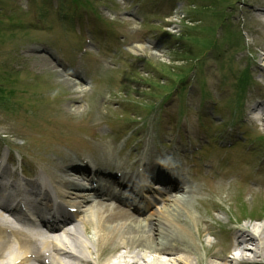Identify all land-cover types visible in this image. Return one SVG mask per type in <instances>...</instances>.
<instances>
[{
  "label": "rangeland",
  "instance_id": "rangeland-1",
  "mask_svg": "<svg viewBox=\"0 0 264 264\" xmlns=\"http://www.w3.org/2000/svg\"><path fill=\"white\" fill-rule=\"evenodd\" d=\"M51 13L63 17L64 24L75 29L76 42H73L75 34L70 35L58 21L59 17ZM263 13L264 0H28L23 7L18 5V0H0V17H4L0 19V83L7 79L5 72L17 76V84L10 83V88L17 93L23 111L21 114L0 111V136L5 135L3 143L13 148V157L6 161V149L0 145L1 167H6L8 177L26 182L18 162L25 163L27 169L36 158L53 159L61 167L64 164L60 154L71 159L75 157L73 150L76 156H83L85 161L90 158L101 166L108 163L107 153H97L102 145L112 152L111 156L119 152L123 159L130 158L133 162L134 152L137 156L165 152L158 143L153 149L154 138L170 132L171 137L167 134V139H161L162 144H167V154L175 158V150L184 151V159L180 158L177 165L168 159L166 165L159 166L166 172L170 171L168 167L182 173L184 191L192 193L187 201L171 209V222L167 224L171 230L164 233V238L154 233L155 245L167 244L172 250L166 257L156 259L184 256L192 258V264H246L236 253L228 252L234 245L236 224L256 220L264 225V186L245 187L246 182L264 180V167L258 163L264 157V126L248 114L251 108L264 104V73L260 72L264 65ZM36 15L49 16L37 21ZM9 16L13 24L18 19L28 20L29 28L21 29L20 25L6 28L11 23ZM105 25L115 41L105 35L87 38L91 27L94 31H106ZM234 35L237 39L232 43ZM115 43L121 49L119 52L111 46ZM59 44L66 45L57 49ZM71 72L77 73L83 83L73 87L64 84ZM245 72L248 83L235 102L238 91L244 88L239 86L236 90V81ZM182 80L184 84H177ZM165 94L166 102L167 98L169 101L164 106L166 111L160 115L157 111L149 112L154 104L159 106L157 99ZM207 99L219 103L212 108ZM234 108L245 121L242 126L252 151L242 157L232 153L229 160L226 155L230 152L218 153L215 148H206L205 154L201 153L203 161L199 156L195 162H189L190 153L200 151L193 143L204 140L201 135H206L204 131L208 135L210 129L212 133L217 129L223 131V125L207 127V112L214 109L228 119ZM140 117H145L143 125L137 120ZM208 118L223 117L211 111ZM135 124L132 135L140 136L138 141H127L129 134H118V129ZM175 124L180 135L184 127L188 134L176 137ZM169 126L172 128L167 130ZM85 143L89 145L88 154L83 153ZM219 154H224V159L217 172ZM211 159H216L213 168L203 163ZM111 160L114 164L124 162L114 157ZM228 164L231 168L238 164L246 169L231 170ZM221 172L227 173L221 175ZM160 178L168 184L167 176ZM159 187L166 189L164 185ZM234 197L238 204L244 201V211L237 209ZM66 202L75 205L77 201ZM169 202L166 199L159 207L168 206ZM148 213L144 211L139 219ZM94 219L93 213L87 214L82 208L77 221ZM228 219L233 226L227 224ZM180 221L181 225L177 224ZM145 225L141 223V227ZM97 235L92 228L85 235L93 249L97 247ZM176 248L184 252L174 254ZM115 255L108 253L101 262Z\"/></svg>",
  "mask_w": 264,
  "mask_h": 264
},
{
  "label": "bare ground",
  "instance_id": "bare-ground-1",
  "mask_svg": "<svg viewBox=\"0 0 264 264\" xmlns=\"http://www.w3.org/2000/svg\"><path fill=\"white\" fill-rule=\"evenodd\" d=\"M260 72L264 73L263 64ZM71 76L64 79V84L70 87L81 84L77 74L72 73ZM82 89L85 90V87ZM251 114L254 119L263 120L264 104L255 106ZM63 161L68 162V158L65 157ZM150 165L151 163H147V166ZM51 167L53 172L48 171V176L64 192L66 198L73 197L79 201L78 205H83L94 212L95 219L88 224L98 234L96 249L91 250L87 240L81 236L77 226L74 225L77 213L61 223H57L56 219L50 223L46 222L43 233H30L31 228L25 229V221L16 215L21 209L34 210L35 205L26 201L12 205L10 208L0 204V264H192V258H182L184 256L164 261L156 259V254L166 256L172 250L168 245H155L156 238L153 236L155 232L161 235L163 228L167 230V225L164 223L171 221L169 213L174 206L185 199L184 195L174 196L170 205L159 210L157 206L164 200L163 198L153 199L145 205V208L133 207L110 191L111 187H117L125 193H131L128 176L124 177L123 174L118 176L117 171L98 169L93 174L94 178L101 180L99 181L101 183L97 188H92L91 184L81 183L89 174V167H79L71 163H68L65 168H60L56 164H52ZM4 176L5 172L0 173V179ZM6 185L9 191H17L13 184L7 183ZM184 185V179L181 177L173 184L171 191H180ZM29 187L30 189L26 188L20 194H33L39 191ZM89 194L92 196L90 197ZM62 207L68 209L73 206L63 205ZM149 210H151L149 216L147 215L144 219L137 218L141 212ZM143 221L146 225L141 227ZM37 223L42 224V221L35 218L30 221L29 225L34 228L32 232ZM89 229V227L84 228V233H89ZM139 233L142 234L141 237L138 236ZM145 234L146 236L143 237ZM234 240L236 251L245 253L250 249L245 245L252 244L251 249H255V252L250 251V253L254 257L257 255L264 258L262 253L264 251V226H252L251 230L235 233ZM256 250L258 252L260 250V253ZM107 252L116 255L100 263ZM174 253L178 254L179 249L176 248Z\"/></svg>",
  "mask_w": 264,
  "mask_h": 264
}]
</instances>
